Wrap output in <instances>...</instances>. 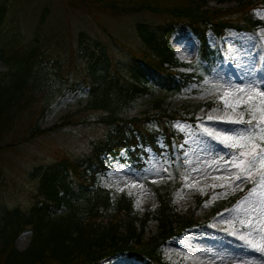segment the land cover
Returning a JSON list of instances; mask_svg holds the SVG:
<instances>
[{"label": "trees", "instance_id": "1", "mask_svg": "<svg viewBox=\"0 0 264 264\" xmlns=\"http://www.w3.org/2000/svg\"><path fill=\"white\" fill-rule=\"evenodd\" d=\"M235 1L226 8L209 0H62L96 24L75 36L69 25L50 27L47 3L39 8L30 0H0V58L10 65L8 77L0 79V264H100L121 254L141 264H170L163 245L197 222L173 212L169 191L160 194L158 211L142 217L135 213L133 198L114 202L111 191L100 185L99 177L109 168L103 155L116 159L125 151L131 161H140L148 147L159 150L160 140L171 149L180 145L184 137L174 122L185 116L167 111L161 100L139 117L124 119L121 111L154 89L176 94L196 78L176 68L181 64L170 40L177 24L188 25L198 36L200 60L208 65L219 57L209 44V30L223 36L228 28L250 32L264 27L254 12L264 8V0ZM142 14L157 19L131 21L136 44L114 35L113 20ZM105 18L113 19L109 26ZM63 45L67 57L53 60ZM114 49L123 56H114ZM50 58L58 73L79 84L76 90L83 87L89 94L81 110L44 128L40 120L59 95L34 68ZM26 149L42 155H18ZM152 217L162 231L146 238ZM25 231L33 237L20 250L16 241Z\"/></svg>", "mask_w": 264, "mask_h": 264}, {"label": "rangeland", "instance_id": "2", "mask_svg": "<svg viewBox=\"0 0 264 264\" xmlns=\"http://www.w3.org/2000/svg\"><path fill=\"white\" fill-rule=\"evenodd\" d=\"M209 2L213 6L226 8L238 4L235 0L223 3L218 0ZM30 3H37L39 8L45 6L43 3L49 4L51 28L69 25L74 29L76 36L80 29L90 30V26H96L95 23L85 21L81 11L65 6L62 0H30ZM254 12L257 18L264 19V8L256 9ZM137 18H145L148 21L157 19L155 15H131L115 20L105 18V24L109 26L113 20L114 35L126 43H131L135 39L133 44H136L137 34L129 25ZM225 33L222 37L209 33V43L213 49L219 50L220 56L210 66H206L205 63L199 65L200 45L197 36L193 35L187 25L177 24L170 40L181 64L176 68L185 73L195 72L198 78L189 82L178 94L154 89V93L137 98L121 111V117L124 119L139 117L152 110L158 100H161L167 111H179L185 116V120L176 121L174 124V128L184 134L183 143L175 146L173 150H168L162 141H160L162 149L159 152L148 148V158L141 156L145 162L142 168L138 165L139 160L131 161L126 152L116 159L108 153L103 155L110 168L101 176L100 185L111 191L114 202H118L121 196L133 198L135 213L142 217L148 212L158 211L162 199L160 194L169 191L172 196L173 212L198 223L194 228L186 230L181 236L173 237L163 245V256L170 264H264V252L239 239L240 234L250 230L248 227H241L240 220L251 219L255 223L258 218L264 219L260 212L251 211L252 208L260 207L262 197L259 194L264 189L257 187V195L249 197L250 189L257 186L259 178L257 177L256 181L235 180L233 173H237L238 170L225 164V161H230L233 155L238 154L237 150L226 148L200 130L201 126H204L221 132L244 131L248 125L210 121L206 117L210 114L223 116L227 112L236 118L244 111L243 102H240L235 112L231 108L223 107L222 98L225 91L235 92L237 88H243L245 92L249 89L264 91V27L250 32L228 28ZM112 54L123 56L118 49H114ZM66 57L67 51L63 45L55 50L51 58L62 61ZM53 60L38 61L34 68L40 72L46 86L59 95L45 117L40 120L44 128L57 124L62 118L77 113L88 104V90L83 87L76 90L79 84L75 85L72 79L65 78L66 73L63 75L58 73ZM9 69L10 65L5 64L0 58V79L8 77ZM226 99L230 104L237 103L234 97ZM258 102L259 98H256V103ZM93 117L87 114L88 120H93ZM249 118L248 113L244 112V119ZM24 154L26 158L36 154L37 157L42 155L40 150L35 149H26L24 153H18ZM21 161L22 164L29 166V162ZM243 191H246V194L236 203L222 207L223 209L220 207L225 201L231 202ZM208 196L210 197L207 198ZM246 197L248 203H244ZM237 205H241L240 210H236ZM245 209L249 211L246 212ZM228 221L233 222L231 226ZM137 226L141 230L140 222ZM226 228L230 230L225 231ZM232 230H236L238 234L233 236ZM161 231L159 220L152 217L145 227L144 237H152ZM32 237L31 232L25 231L17 239L16 245L20 250H25L30 246ZM100 264L140 263L127 254H121L111 256Z\"/></svg>", "mask_w": 264, "mask_h": 264}, {"label": "snow or ice", "instance_id": "3", "mask_svg": "<svg viewBox=\"0 0 264 264\" xmlns=\"http://www.w3.org/2000/svg\"><path fill=\"white\" fill-rule=\"evenodd\" d=\"M240 93L245 95L240 96ZM228 97H234L237 103L230 104ZM256 98L259 102L256 103ZM223 107L231 108L235 112L240 102L244 104V111L240 112L238 117L233 118L227 112L223 116L208 115L207 120H218L231 124L248 125L244 131L229 130L225 132L217 131L213 128L201 126V132L207 137L223 144L226 148L237 150L236 155L232 156L230 161H225V164L231 165L238 170L233 173L235 180H255L259 178V183L249 191V197L257 195V187L264 189V91H256L249 89L245 92L243 88H237L235 92L225 91L223 94ZM244 112H247L249 119H244ZM255 129V131H254ZM231 186V185H229ZM259 208H252L251 211H258L264 216V191L259 194ZM248 197L244 203H248ZM241 205H237L236 210H240ZM232 211V210H229ZM244 211H249L245 209ZM230 226L232 221L227 222ZM241 227L250 228L249 231L240 234L239 239L250 245L252 248L264 252V219L258 218L255 223L251 219L240 220ZM259 225V226H258ZM229 231V228L224 229ZM255 233L256 235H253ZM231 234L236 236V230H232Z\"/></svg>", "mask_w": 264, "mask_h": 264}]
</instances>
